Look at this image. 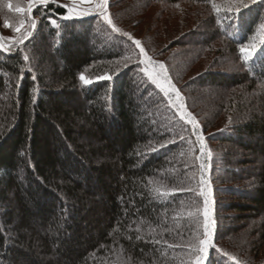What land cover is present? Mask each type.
<instances>
[{"label": "trees", "instance_id": "trees-1", "mask_svg": "<svg viewBox=\"0 0 264 264\" xmlns=\"http://www.w3.org/2000/svg\"><path fill=\"white\" fill-rule=\"evenodd\" d=\"M188 1L211 9V31L190 32L185 45L221 38L237 61L191 79L220 91L217 113L238 116L210 139L198 122L204 143L229 145L211 158L139 61H128L141 59L139 49L112 15L120 32L93 16L64 19L67 9L55 4L35 6L28 40L0 34V264H190L187 245L203 233L201 172L211 188L213 237L241 216H260L264 236V48L247 62L239 52L264 36V5L237 16L216 13L213 0ZM104 74L112 79H97ZM231 145L247 152L233 161ZM219 194L233 201L219 203ZM216 205L237 213L217 221ZM215 249L207 264H243Z\"/></svg>", "mask_w": 264, "mask_h": 264}, {"label": "rangeland", "instance_id": "rangeland-1", "mask_svg": "<svg viewBox=\"0 0 264 264\" xmlns=\"http://www.w3.org/2000/svg\"><path fill=\"white\" fill-rule=\"evenodd\" d=\"M57 2L71 4L72 0H57ZM215 2L224 6L229 4L231 0H215ZM9 4L12 5L11 10L8 8ZM108 4V12L121 28L130 34L133 40H140L147 52L155 57V62L161 63L160 61H162L167 67L169 66L172 81L180 94L186 97L190 111L202 127L203 134H206L210 139L214 135L215 129L222 128L232 119H234L233 121L238 119V116H225V112L220 115L217 113L218 110H215V108L217 109L218 95L221 94L220 91L212 88L198 89L193 86L191 81L194 76L208 69L222 70L237 67V61L226 50V41L221 38H215L211 41H208L209 38H207L204 40L205 44L202 45H185V39H188L187 34L190 32L194 31L195 35L201 37L204 33L211 31V28H205V25L209 24L207 21L211 9L209 10L207 6L191 3L188 0H180L174 4L161 1L152 2L151 0H108ZM17 7L27 9L28 0H0V34L11 42L19 40L25 31H30V24L34 20L32 13L31 18H29L27 12H16ZM82 7L84 9L91 7L92 11L88 15H75L76 17L93 16L111 28L94 6L85 4ZM6 20L11 24L10 28L4 27ZM21 20L25 21L24 28L21 33H17L14 29L20 25ZM0 41L5 43L3 40ZM139 60L131 58L128 61L137 62ZM110 63L115 65V60ZM172 95L175 96L174 93ZM209 139L205 140V143L211 153L220 154L222 150H229L227 143L210 142ZM236 146H232L234 148L233 161L240 154L247 152ZM231 167L238 168L241 166L233 162ZM215 183L219 182L216 181ZM230 201H233V197L228 194H219L217 199L219 203ZM215 209L218 212L217 221H221L220 215L237 213L236 210L225 212L217 205ZM253 217L241 216L239 219L233 217L236 219L232 223L235 224L232 226L234 229L215 232L213 240L217 247L221 246L233 253L234 257L243 264H264V236L261 235L260 229L262 220L259 219L260 216L256 219Z\"/></svg>", "mask_w": 264, "mask_h": 264}, {"label": "snow or ice", "instance_id": "snow-or-ice-1", "mask_svg": "<svg viewBox=\"0 0 264 264\" xmlns=\"http://www.w3.org/2000/svg\"><path fill=\"white\" fill-rule=\"evenodd\" d=\"M49 4H55L57 7H63L67 9V15L64 16V19H70L73 15H88L92 11V8L84 9L82 6L87 4L90 6H94L95 9L98 10L99 15L103 17V20L111 26L112 30L114 32H120V29L114 24L110 13L108 12V0H72L71 4H59L57 3V0H28V7L27 9L17 7L15 9L18 13H28L29 18H31V13L33 10V6H40L47 9V6ZM264 5V0H231V2L227 5H224L223 7L220 4H217L215 0L212 2V9L216 13H220L221 11L235 13L237 16L240 15V13L244 9H249L253 5ZM8 8L11 10L12 5L9 4ZM55 23V21H52ZM25 21L21 20L20 25L14 29L15 32L21 33L22 29L24 28ZM36 21L32 20L30 24V28L32 31L36 29ZM5 28H10L11 24L6 20L4 22ZM264 27V26H262ZM32 31H25L24 34L21 35L19 39V43H23L24 41L28 40L31 35ZM124 35L128 36V39L132 41V43L135 45L137 49H139V55L141 59L139 60V64L143 65V67L140 68V72L143 73L149 81L157 89L160 90V92L163 93L165 97H169V104H171L174 108H176L179 112L180 118L182 120H186L187 123L192 125L193 129L196 130L197 133V140L199 141L200 145V153L201 156L207 155L209 158H211V150L208 149L206 151V145L204 143V137L203 135L199 134V124L198 121L194 116L191 115V113L187 112L185 109V104L182 102V97L180 94V91L175 87V85L172 83V81L169 79V75L166 69V66L164 63L155 62L152 57L148 55V53L145 51L144 47L142 46V43L140 40L135 39L131 37L130 34L124 33ZM3 38L0 37V40ZM3 44H0V49H3ZM262 48H264V36H262L259 40V43H257L255 40L247 43V44H241L239 46V52H240V58L247 62L250 61ZM25 60L28 59L27 56L24 57ZM126 60L129 58H125ZM79 79L86 85L92 84L93 81L91 79L86 78L83 74L80 75ZM97 79L100 80H111L112 76L109 74L102 75L98 77ZM175 94V99L173 100L171 98V94ZM161 147H164V144H161ZM199 159V157H197ZM201 169H203L205 166L204 164L200 165ZM199 196H202L204 198L203 200V210H202V216H203V233L202 235L195 236L191 241H189L187 247L191 253L189 257L190 264H207L209 259V250L215 249V243L213 240V233L216 227V221L213 218V209L212 204L213 201L211 199V188L210 183L208 180L204 178L203 172H201L200 179H199ZM191 191V189H189ZM162 195H165L166 193H161ZM217 251H221L220 249H215ZM225 256H227V253H224ZM194 257V259H193ZM233 260H235V257H232ZM237 264L239 262L237 261Z\"/></svg>", "mask_w": 264, "mask_h": 264}, {"label": "water", "instance_id": "water-1", "mask_svg": "<svg viewBox=\"0 0 264 264\" xmlns=\"http://www.w3.org/2000/svg\"><path fill=\"white\" fill-rule=\"evenodd\" d=\"M35 6H33V8H34ZM73 17H76L75 15H73ZM30 31H32V29L30 30Z\"/></svg>", "mask_w": 264, "mask_h": 264}]
</instances>
